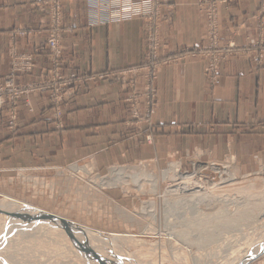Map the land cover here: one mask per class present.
<instances>
[{"label":"rangeland","instance_id":"rangeland-1","mask_svg":"<svg viewBox=\"0 0 264 264\" xmlns=\"http://www.w3.org/2000/svg\"><path fill=\"white\" fill-rule=\"evenodd\" d=\"M230 1L196 0L197 11L202 17L201 43L168 51V39L162 30L163 27H169L174 22V2L84 0V18L88 27L98 24H117L132 19H140L144 23L140 62L96 73L77 70L73 57L69 60L67 69L62 70L65 62L62 43L75 31L73 25L65 19L64 7L60 0L42 2L43 21L46 23L47 34L43 43L37 45L32 52L18 50L15 39L28 38L34 35L36 30L16 26L8 32V65L6 72L0 78V114L4 116L5 129L10 134H15L19 130L22 99L25 100L27 110L33 112L30 96H44L45 111L50 118L52 130L59 132L65 128L66 103L78 88L85 87L88 83H93L94 86L115 83L124 91L122 100L126 105L127 115L123 125L139 128L136 132L137 138L148 147V152L145 151L141 157H131V159L125 157V153H120L118 159H110L101 165L93 156L80 157L63 164L35 159L29 161L30 165L17 167L9 176H4L0 180V199L3 196L12 198L9 197L11 199L9 204L0 209L3 213L0 215V264H115L117 259L109 262L105 256L101 257L102 248L97 244L88 245L90 241H83L84 244L81 242V239L87 236L88 240H91L93 229L102 233H120L121 236L117 241L114 242L111 238L104 245L110 246L119 254H124L118 261L125 264L134 258H140L148 264H184L185 260L186 264H264V249L259 251L258 248L264 238V227H257L253 232L246 233L247 225H244L252 221L245 218L247 215L244 213H240L237 221L226 222L229 217L228 201L224 200L223 203L219 200H201V204L197 200L178 201V203L176 201L172 204V209L167 211L172 217L166 218L167 212H164L166 208L163 189L168 182L162 180V175L169 168L170 163L178 162L179 170L183 174L193 172L198 164L204 163L203 168L198 170V175H201V178H208L216 174L207 167L210 163L237 169L233 155L214 158L204 149L196 148L183 151H159L157 155L153 151L160 141L156 131L157 126L152 118L158 93L155 81L164 66L190 60L202 61L203 75L210 89L218 83L220 68L229 59L245 58L256 68L264 66L262 19L256 26L254 37L244 44L238 45L233 36L225 41L220 38V19L223 11L230 8ZM101 16L103 19L100 18ZM233 32L236 33V31L231 33ZM40 55L47 58L48 65L41 68L36 79L19 82L20 75L30 74L33 71L36 57ZM128 129H124L123 133ZM115 167L125 170L144 167L154 171L158 180L157 193L152 194L149 191V182H146L142 188L131 181L125 185H104L103 178L114 177L110 174V170ZM235 181L246 185L264 181V166L259 171L246 175L238 172ZM192 192H204V190H189L182 193L188 195ZM177 194L172 196L177 199ZM151 198L157 205L154 217L144 205V202H148ZM12 201L28 204L39 211L54 213L65 222L79 223L78 225L66 223L65 229L68 230L67 236L69 235L75 242L78 241V243L74 242L76 245L87 247H84L86 252L69 244L61 245L60 239L56 238L57 234L50 232L51 230L43 225L41 227L37 225L42 221L41 219L33 221L27 218L26 223L25 220L24 222L6 213L5 209ZM23 209L21 207L18 213H22ZM47 220L51 219L47 217ZM179 226L185 232H177L175 228ZM83 230L87 236H84ZM171 232L177 234L176 237L172 236ZM167 237H171L172 241ZM186 248L191 252L190 255L188 251L186 252ZM248 250L251 258L247 260L249 256L244 253ZM180 252L186 253V259L180 257ZM107 253L113 254L112 256L106 254L112 258L118 254ZM195 255L198 259L193 261Z\"/></svg>","mask_w":264,"mask_h":264},{"label":"crops","instance_id":"crops-1","mask_svg":"<svg viewBox=\"0 0 264 264\" xmlns=\"http://www.w3.org/2000/svg\"><path fill=\"white\" fill-rule=\"evenodd\" d=\"M43 1L0 0V78L7 70V39L11 29L24 26L36 30L28 38L15 39L20 51L32 52L45 40ZM60 1L65 19L75 31L62 43L63 71L72 57L77 70L94 73L140 62L142 20L88 27L84 0ZM168 1L175 3L174 22L162 30L168 39V51L201 43L202 17L196 0ZM229 7L220 19V38L225 41L233 36L238 45L244 44L254 37L260 19L264 21V0H231ZM47 65L45 56L36 57L33 71L20 75L18 81L36 79ZM203 66L199 60L168 64L157 77V102L152 118L160 141L154 154L204 149L214 158L233 155L242 175L259 171L264 166V66L256 68L245 58L229 59L221 66L213 89L206 84ZM123 95L124 91L115 83L99 86L88 83L78 88L66 103L65 128L59 132L52 130L45 97L41 95L29 98L33 112L21 100L20 126L15 134L5 129L1 113L0 180L35 159L63 164L93 156L101 165L118 159L120 153H125L128 159L141 157L148 147L137 138L139 128L123 125L127 115ZM126 128L129 129L123 133Z\"/></svg>","mask_w":264,"mask_h":264},{"label":"bare ground","instance_id":"bare-ground-1","mask_svg":"<svg viewBox=\"0 0 264 264\" xmlns=\"http://www.w3.org/2000/svg\"><path fill=\"white\" fill-rule=\"evenodd\" d=\"M203 164L202 163L200 165L198 164V166L195 168V170L193 172L185 173V174L180 172L178 162L169 164V166H168L169 168L167 170H165L163 172V175H162V180H167V182H168V185L163 189V195L165 196L164 203H165V208H166V209L164 208L165 209L164 212L165 213L167 211L169 212L170 209H172V204L176 203V201L178 203V201L179 202H181V201L187 202V201L197 200V201H199V204H201L200 203L201 200H205V201H207V200H212V201L219 200L222 202L224 200H226V201H228V208H229L228 211L229 212L233 211V213L228 212L229 217H228V219H226V222L237 221L239 219L240 213L241 214L244 213L247 215L245 218L250 219V221H252V222H249L248 224L244 225V226L247 225V227L245 228L246 233L249 234L250 232H253L257 227H259V228L264 227V181H261L260 183H254L253 182V183H250L247 185L245 183L240 184V183L235 181V178L238 175V170L236 168L234 169L231 167L222 166L221 164H218V163H210L207 166L212 171H214L216 173L214 176H208V178H201V175L200 176L198 175V170L203 168ZM110 174L114 175V177H106V178H103L104 180L101 178L103 180L104 185L105 184L106 185H114V184H124L125 185L128 181H131V183H134L139 188H142L146 182H149L150 183L149 191L152 194L157 193V182H158L157 174L154 171H151L150 169L143 167L140 169L132 168L131 170H125L123 168L115 167V168H112L110 170ZM189 190H191V191L192 190H204V192H194V193L192 192V193H189L188 195L186 193H182V192L189 191ZM175 193L179 194V195L177 194V197H178L177 199H176V197L172 196ZM9 197L3 196V198L0 199V209H3L7 204H9V202L11 200L10 198H12V197H10V198ZM243 201H245V203H243ZM18 205L23 207L24 208L23 210L25 212H27V211L29 212V214H30L29 218L32 219L33 221L34 220L38 221L41 219L42 221L38 222L37 225L39 224L38 225L39 227H41V225H43L47 229L51 230L50 232H54V234H57L58 237H56V238H58V240L60 239L59 242L61 245L64 246V245L69 244L71 247L76 248L75 243L76 242L78 243V241L75 242V240L73 241V239H71V237L69 235L67 236L68 230H66L65 227L67 225L66 223H72L74 225H78L79 223L74 222V221L73 222H71V221L65 222L61 219V217H59L58 215H56L54 213L39 211V210L34 209L32 206H30L28 204H22V203L15 202V201H12L10 203V205L7 206V208L5 209L6 210L5 212L8 213L9 215L10 214L13 215L14 213L20 212L21 207H19ZM144 205L147 206V208H148L147 211L149 210L151 216L154 217V215L157 212V205L155 204V201L151 198L148 202H146V203L144 202ZM166 205H167V207H166ZM223 205H226V204H223ZM16 206H18V207H16ZM14 208H15V210H13ZM240 208L242 210H240ZM24 211L22 213H24ZM168 212L166 214V218L171 216V214H168ZM48 213L50 215H55L56 217L60 218L61 222L63 221L65 225L62 226L59 220H52V219L47 220V217L44 214H48ZM2 214L3 213L0 212V215H2ZM252 218H253V220H252ZM168 220H169V218H168ZM227 220H229V221H227ZM26 223H27V221H26ZM52 223H54V225ZM82 226H84V225H82ZM44 230H45V228H44ZM175 230L177 232H185V230L182 229L181 226H179V228H175ZM242 230H244V229H242ZM96 231L97 230L93 229V231H92L93 234H91V237H90L91 240H88V236H87L85 230H83L82 232L84 233V236H87V237L82 238L81 242L90 241V243L88 245H94V243H95L102 248L101 257L105 256L109 262H114V259H117V260H115L116 261L115 264H125V263L118 261V260L122 259V255H124V254H119L118 252H116V250L114 251L112 248H110V246L104 245V243L106 241H109L111 238L114 240V242L117 241L119 239V237L121 236L120 233H115V232L102 233V232H96ZM170 234L174 237H176V235H177V234L176 235L173 234V232H171ZM99 235H102V237H100ZM102 239H104V240H102ZM168 239L171 240V237ZM175 241H176V239H175ZM84 243L85 242H83V244ZM248 243H249V241H248ZM162 246H165V245H162ZM80 247H83V246H80ZM84 247H86V246H84ZM84 247L82 249H84ZM90 247L91 246H89V248ZM185 247H189V245L188 246L185 245ZM145 248H143V249H145ZM258 248H259V251H262L264 249V238L262 240V244L259 245ZM178 250H179V248H178ZM105 251L118 253V254L116 255L115 258H112V257H108L107 255L112 256L113 254L107 253ZM159 251H160V249H159ZM187 251H188V249L186 248V252ZM184 253L185 252H183V253L180 252L179 254H180V257H183V259L184 258L186 259L187 255H186V253L185 254ZM190 253L191 252L188 251L189 255H190ZM183 254H184V256H183ZM245 254H248V256H249V258H247V260L251 258V256L249 255L250 254L249 250L245 251L244 255ZM177 258H178V256H177ZM196 259H198V256L195 255V257H193L192 260L195 261ZM138 261H140V262H138ZM131 262H133L132 264H141V263L142 264H148V263H144V260H141L140 258L130 259L127 261L126 264H129ZM183 263L186 264L187 263L186 260Z\"/></svg>","mask_w":264,"mask_h":264},{"label":"water","instance_id":"water-1","mask_svg":"<svg viewBox=\"0 0 264 264\" xmlns=\"http://www.w3.org/2000/svg\"><path fill=\"white\" fill-rule=\"evenodd\" d=\"M28 214L29 212L27 211L24 213H14L13 215L20 218L21 220H28L27 218H29L30 216V214L29 215ZM44 215L52 220H59L62 226L65 225L64 222L63 221L61 222L60 218L56 217L55 215H50V214H44ZM75 247L78 249L80 248L82 251H84V249H82L83 247H80V245L75 244Z\"/></svg>","mask_w":264,"mask_h":264},{"label":"built area","instance_id":"built-area-1","mask_svg":"<svg viewBox=\"0 0 264 264\" xmlns=\"http://www.w3.org/2000/svg\"><path fill=\"white\" fill-rule=\"evenodd\" d=\"M123 3H125V2H123ZM123 5H124V4H123ZM123 9H125V7H124ZM100 18L103 19L102 16H101Z\"/></svg>","mask_w":264,"mask_h":264}]
</instances>
